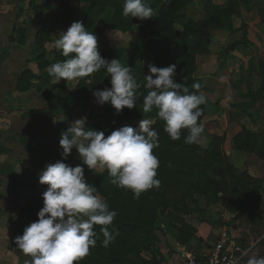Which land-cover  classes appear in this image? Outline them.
Listing matches in <instances>:
<instances>
[{"label":"clouds","instance_id":"obj_1","mask_svg":"<svg viewBox=\"0 0 264 264\" xmlns=\"http://www.w3.org/2000/svg\"><path fill=\"white\" fill-rule=\"evenodd\" d=\"M122 15L150 19L155 10L147 0H124ZM54 47L64 57L45 69L55 83L62 78L75 81L104 70L110 75L111 87L93 93L97 103H110L117 114L125 107H136L141 93L132 68L122 65L119 59L103 58L97 36L86 30L82 21L73 22L61 32ZM148 67L143 112L156 109L171 140H179L182 130L187 129L184 143H202L204 126L198 123L202 114L199 106L206 103V97L198 94L200 84H193L197 91L189 92L175 82V64ZM152 124L151 119L143 118L136 128L122 126L106 136L103 131L87 128L86 118H80L61 133L59 145L65 159L75 148L83 165L90 170L106 169L114 186L131 190L138 199L141 193L160 185L156 179L159 160L153 154V149L159 146V134ZM84 173L82 165L72 167L61 161L47 164L39 173V182L48 186L42 193L43 207L37 213L38 219L14 239L16 247L30 257L24 264H74L96 246L100 234L104 247L115 241L118 232L110 231L109 226L117 213L97 193V188L87 182ZM94 226H101L99 234ZM231 264L239 262L233 260ZM246 264H264V256L253 255Z\"/></svg>","mask_w":264,"mask_h":264},{"label":"rangeland","instance_id":"obj_2","mask_svg":"<svg viewBox=\"0 0 264 264\" xmlns=\"http://www.w3.org/2000/svg\"><path fill=\"white\" fill-rule=\"evenodd\" d=\"M183 1L187 5V11L194 17L196 22L204 20H199L204 16L202 1ZM40 3L41 1L37 4ZM68 3L74 9H77V15L81 14V4ZM212 3L218 5V15L223 24L225 26L230 25L231 28L225 29V26H221L207 30L208 36L206 39L210 42L209 46L214 47V54L216 52L220 54L221 52V57L227 65L223 69L218 68L216 71L204 72L206 84L211 87L219 85L218 87L221 90L218 92L220 96L217 98V103H207L208 105H205L207 106L206 110L202 106V114L198 122L204 126V139L200 144L207 146V141L212 143L214 136L222 137V143L218 150L210 151L207 154V157L214 159L204 162V164L211 163L208 167L203 166L201 163L204 168V177L202 178V186L204 187L201 186L200 188H216L220 194L217 196L215 208H211L210 204H206V199L201 197L202 193L196 192L193 188L192 182L196 179V175L200 174L198 162L194 160L195 155L193 154V160L190 158L187 164L191 171L181 175L178 183L179 190L177 189L170 195L172 196L171 201L177 207L185 204L188 210L187 205H191V212L185 216L186 219L195 221V219L202 218L203 221H208L215 229H218L219 224L223 222L226 225V231L228 230L232 234V228L235 227L241 231V235L242 233L247 235L244 240L248 245H251L250 255L264 256V0H212ZM46 6V8L37 12L31 8L30 0H0V31L8 37L9 41L15 39L17 42L16 39L19 37L20 29L24 27L27 32L29 29V39H31V30L35 31L40 24H44L46 28L51 30L52 37V41L46 42L44 46L49 49L55 48V39L69 27L59 21V0L47 1ZM111 12V9H108L103 17L110 15ZM235 31H241L237 35L238 37L241 36V40L229 47L227 43L234 40H232L233 38L229 39L228 36ZM132 37L130 38L128 35L121 37L120 34L115 37L104 30L100 40L101 43L107 45H120L126 43L129 38L132 39ZM31 44L32 42L27 47V51ZM199 73L201 72L199 71ZM0 110L2 111V109ZM204 114H218L219 117L213 120L214 124H209L212 118L207 116L203 118ZM5 123L7 122H2V124ZM224 129L229 130L230 141L226 134H222ZM0 137L2 136L0 135ZM228 141L232 145L229 146ZM235 143L248 145L247 149L238 148ZM4 145L5 143L2 146L6 148ZM195 152L199 158L204 153V151ZM7 156L0 154V170L5 173H7V169L4 162ZM210 176L216 177L219 183L212 185L211 180H209ZM17 183L24 184L15 182V184ZM251 185L254 188L251 190L250 199L245 198L246 201L253 200V202H250L251 214H240V217L237 216V218H233L231 215L228 216L229 213L226 210L225 203L229 202L231 204V202H234L233 200L240 201L237 199L239 191L248 190ZM186 190L188 193H192L191 196L194 199H190L187 194H184ZM196 195L200 197L196 198ZM131 196H134L132 191H126L125 195H121V199L125 198L123 201L125 203L124 208L123 204L118 203V200L107 201L110 209L115 210L117 213L112 225L109 226L110 231H114L112 227L117 224L118 220L127 216L126 200ZM177 201H182V204L177 203ZM159 211L158 209V219L153 226V231L147 238L148 242H145V236L141 232L130 239V244L133 245L135 252L127 253L125 255L127 260L139 258L149 264H162L153 252L155 242H159L163 233L160 227L162 216ZM257 219L259 223L256 222ZM155 225L159 227L157 228ZM100 227L98 226L95 230L98 234ZM155 239L156 241H154ZM102 240L103 236L100 234L96 246L90 248L89 254L77 261V264H92L91 259H96L98 253L106 254L107 251L101 248ZM118 242L116 235V239L112 243ZM145 243L148 244L146 247ZM149 245H151L150 248ZM177 262L174 261L173 264Z\"/></svg>","mask_w":264,"mask_h":264},{"label":"trees","instance_id":"obj_3","mask_svg":"<svg viewBox=\"0 0 264 264\" xmlns=\"http://www.w3.org/2000/svg\"><path fill=\"white\" fill-rule=\"evenodd\" d=\"M39 1H41V3L37 4ZM47 1L53 0H30V5L34 11L39 12L47 7ZM200 1L203 2V10L205 13V19L203 21L196 22L191 16L181 12V9L186 4L183 0H167V2H165V0H147L150 6L155 10V15L150 19H143L138 22L135 17H124L122 15L124 0H59V21L61 24L69 27L75 21H82L86 30L93 32L97 36L99 52L103 58L109 61L113 59V55L117 51L100 42L101 29L107 23V15H105L104 22L99 24L98 21L100 17L103 16L108 9H111L109 28L120 32H128L132 29L134 23H140L141 32L136 39L130 43L129 48L123 51L127 56L129 67L132 68V74L140 85L138 91L142 89L141 81L145 76L146 70L135 67V63L150 52L155 63L175 64L177 74L175 82L187 87L189 92H193L192 78L189 76L195 66L196 54L205 53L209 48L210 42L206 39L208 36L207 30L225 26L218 15V5L212 3V0ZM68 2L81 4L82 11L78 18L74 19L75 9L69 5ZM175 24H179L180 29L176 30L174 27ZM224 28L230 29L231 27L230 25H226ZM19 32V37L16 40L18 43L24 44L27 30L23 27ZM50 41H52L51 30L46 28L44 24H40L34 34L33 42V57L37 61L39 68L42 67L43 63H45L43 67H46L48 64L64 59L55 48L46 51L44 44ZM236 43L237 42L233 44L235 45ZM38 78L39 76L31 73L29 69H25L17 79V90L21 92L28 91L33 86V80H37ZM42 78L45 81L49 79V75L46 71ZM109 81L110 75L104 70L93 73L89 77L80 78L71 93L58 98V106L61 109L72 111L76 109L81 102L88 101L91 93H94L96 90H102V87L108 84ZM199 107L202 109L201 106ZM156 111V109H153L150 113H144L142 107L136 109H128L125 107L117 114L114 107L107 104L104 111L106 118L104 126L89 125V129L103 131L107 136L112 131L116 130L117 126L125 118H154L155 122L152 124V128L159 134V146L153 149V154L159 160V166L156 170V179L160 181L159 187H154L141 193L138 199L134 198V196L128 197V200H126V206L128 208L127 216L118 220L117 224L112 227V230L118 232L117 239L119 242L109 244L108 247L102 246L101 248L106 250L107 253L103 255L98 253L96 259H91L90 262L92 264H149L147 261H143L139 258L127 260L125 255L135 252L133 245L130 244V239L136 234L139 235L138 232L143 233L146 239L145 242H148L147 238L151 235L153 226L158 219V209L162 217H167L172 223L177 222L178 225L175 226L178 231L176 236V241L178 243L187 245L201 241V239L195 235L196 230L184 220H181L179 218L180 215H175L174 213L177 212L181 215L187 214L188 209L186 205L183 204V206L177 207L176 204L172 203V196L170 195L177 191V189L179 190L178 183L181 175H185L191 171L187 164L190 158L192 159L195 155L194 160L198 162L200 174L198 173L196 179L192 182L193 188L196 192L202 193L208 201L216 202L217 196L220 194L216 188H200L203 184L202 178L204 177V168L201 166V163L205 167L211 164L209 162L204 164L205 161L214 160L211 157H207V154L210 151L219 149L222 143V137L214 136L212 143L206 150L200 148L197 144L184 143L187 129L182 130L179 140L173 141L164 131V122L157 116ZM64 126L67 128L71 127L70 119L65 121ZM37 136L38 134L32 135L36 141ZM19 138L25 148L30 150V145L27 141L30 137L19 134ZM235 146L245 149L248 145L235 143ZM195 151H204L203 156L199 158V156H196ZM0 154L6 156L9 154V150L0 146ZM209 180H211L212 185H217V183H219L214 176H210ZM93 185L97 188V193L100 194L103 199L106 201L118 200L119 204H123V208L125 204L123 201L125 198L121 199L120 197L121 195H125L126 191L131 192V190L114 186L110 182L107 170L99 175ZM17 186L23 185L17 183L15 187ZM47 187L46 185L34 196H26V204L23 211L30 216L33 222L38 219L37 213L43 207L42 193ZM253 188L254 187L251 185L248 190L239 191L237 199L240 201L238 202L232 198L234 201L231 202L232 206L238 214H251L250 202H253V200L246 201L245 198L250 199L251 190ZM184 194H187L190 199H194V197L191 196L192 193H188L187 190ZM177 203L182 204V201H177ZM97 227L98 226H94V230H96ZM155 227L158 228L159 226L155 225ZM154 241H156V239ZM147 245L148 244H146L145 247ZM148 247L150 248L151 245ZM74 264H77V261L74 262Z\"/></svg>","mask_w":264,"mask_h":264},{"label":"crops","instance_id":"obj_4","mask_svg":"<svg viewBox=\"0 0 264 264\" xmlns=\"http://www.w3.org/2000/svg\"><path fill=\"white\" fill-rule=\"evenodd\" d=\"M186 7L187 5L181 9V12L191 16L192 19L196 21L187 11ZM79 16L80 15H77V9H75L74 19ZM110 16L111 14L107 15V23L101 29L100 39L104 30H107L111 36L115 37L118 34H120L121 37L128 35L131 38L133 36L132 39L129 38L124 44L108 45L117 51L114 53L113 59H119L122 65L129 66L127 56L123 51L129 48L130 43L133 42L141 32L140 23H138L139 21L134 23L132 29L128 32H120L109 28ZM104 19L105 16H101L98 23L104 22ZM202 19H205V13L203 18L199 20ZM31 27L33 28V26ZM174 27L176 30L180 29L179 24H175ZM35 32L36 30H31L33 37L31 36V39H29L30 32L28 29L24 44H20L16 42L15 39L9 41L8 37L0 31V109H2V111L0 110V135L2 136L0 137V146L5 143L4 146L9 150L8 156L6 155L7 159L4 162L7 173L0 170V264H24L25 260L30 259V257L25 256L16 247L14 239L22 235L24 228L33 222L30 216L23 211V208L26 204L27 195L34 196L46 186L39 182L38 177L39 173L47 164L61 161L72 167L82 165L85 169V178L87 182L92 185L99 175L106 170L100 169L99 167L93 170L88 169V167L81 162L75 148H73L72 152L65 159L62 155L63 150L59 145V140L61 139V133L68 129L64 126L65 121L68 119H70L72 124L77 119L86 118L85 126L87 128H89L91 124L103 127L106 122L104 113L105 107L107 104H111H98L93 93H91L90 99L81 102L76 109L72 111L61 109L58 106V98L71 93L78 80L66 81L62 78L58 83H55L50 76L47 81L42 78L47 66L43 67V64H45L43 63L42 67L39 68L37 61L33 57ZM239 32L241 31L232 32L228 36L229 39L233 38L232 40H234L233 42L227 43L229 47L234 42H239L241 40V36H237ZM30 42H32V44L27 51ZM45 49L46 51H50L53 48L49 49L46 47ZM213 50L214 47L209 46L205 53L196 54L195 66L189 76L192 78V85L196 83L200 84L198 94H202L206 97V103L200 105L204 107V110L207 108V106H205L208 105L207 103H217V98L220 96L218 92L221 90L218 87L219 85L211 87L206 84L204 72L216 71L218 68L223 69L227 65L221 57V52L220 54L217 52L214 54ZM149 65L167 67L171 64L155 63L150 52L135 63V67L146 70L145 76L150 74ZM25 69H29L31 73L39 76V78L33 80V86L28 91L21 92L17 90V79ZM199 71L201 73H199ZM176 75L177 74H175L174 79ZM145 76L141 81L142 89L139 91L141 96L137 100L136 107H134L135 109L142 107L143 95H146L148 91L145 87ZM105 87L110 88V83L103 86L102 89ZM193 91L197 90L193 89ZM10 112L12 113L7 115ZM17 112H19V114H17ZM13 113L15 114L13 115ZM205 116L212 118L209 124H214L215 122L213 120L219 117L218 114H204L203 118H205ZM142 119L143 118H125L117 126L116 130L122 126L136 128ZM144 119H151L153 123L155 122L154 118ZM4 121L9 125L7 123L2 124ZM19 134L30 137L27 140L30 145V150L26 149L20 141ZM34 134H38L36 137L37 141L32 137ZM222 134H226L230 141L228 129H224ZM229 141L228 143L230 146L232 143ZM206 144L208 145H197L202 149H206L211 143L207 141ZM15 182H22L24 184L23 186L15 187ZM198 197L200 196L196 195V198ZM201 197L206 199V204H210L211 208H215L216 202L208 201L204 195H201ZM225 204L226 210H228L229 213L228 216L231 215L233 218H237V216L240 217V214L234 210L232 203L230 204L227 202ZM187 206L189 208L188 214L191 212L192 207L191 205ZM174 213L175 215H180L179 218L181 220H184L196 230L195 235L200 238L201 241L187 245L178 243L176 241L178 231L175 226L178 225L177 222L172 223L167 218L162 217L160 227L163 233L161 234L159 242H155L156 245L153 248L154 254L159 258V262H162V264H173L174 261L181 260L186 253H204L209 244L217 239L219 231H222L223 228L226 230V225L223 222L219 224L218 229H215L214 226L208 221H203L202 218L195 219L194 221L186 219L185 216L187 214L181 215L177 212ZM256 222L259 223V220L257 219ZM234 228L235 227L232 228L233 231L230 230L233 234L228 230L227 232L230 238L241 246V260L243 264H246L247 259L251 257V245H248L244 240L247 235L245 233L241 235V231Z\"/></svg>","mask_w":264,"mask_h":264},{"label":"built area","instance_id":"obj_5","mask_svg":"<svg viewBox=\"0 0 264 264\" xmlns=\"http://www.w3.org/2000/svg\"><path fill=\"white\" fill-rule=\"evenodd\" d=\"M241 256V246L234 242L228 232L223 229L204 253H186L176 264H231L233 260L243 264Z\"/></svg>","mask_w":264,"mask_h":264}]
</instances>
